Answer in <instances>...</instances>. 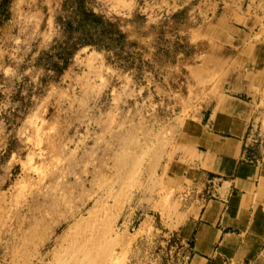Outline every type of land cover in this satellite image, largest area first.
I'll use <instances>...</instances> for the list:
<instances>
[{
  "label": "rangeland",
  "instance_id": "rangeland-1",
  "mask_svg": "<svg viewBox=\"0 0 264 264\" xmlns=\"http://www.w3.org/2000/svg\"><path fill=\"white\" fill-rule=\"evenodd\" d=\"M161 1L13 0V20L18 22L21 15L22 27L13 32L18 47L10 48L9 63L23 68L31 65L37 49L35 30L44 24V15L43 29L55 22V40L51 50L34 64L61 80H56L58 87L47 88L49 78L44 77L41 88L32 89L21 77L19 87L0 88V264L189 263L175 231L185 210L180 201L183 196L165 190L155 206L148 202L155 198L152 190L148 189L147 200L138 197L137 189L144 181L146 186L153 180L154 173L147 168L150 153L140 155L136 142L131 155L122 153L126 149L121 148L122 144L131 147V138L138 141L139 134L149 142L147 128L135 122L149 109L147 97L139 93L153 86L149 74L157 73L158 66L160 69L171 60L175 50L169 41L171 29L158 33L157 50H143L127 39L135 36L134 27L145 21V14L156 19V9L148 6ZM179 1L181 5L188 2ZM74 9L95 14L107 31L119 32L124 41L108 50L82 46L69 57L72 49L66 44L81 37L64 27ZM10 17L5 1L0 39L5 37ZM194 20L192 15L191 23ZM203 23L208 25L205 37L213 27H209L210 19ZM83 49L90 54H84V67L75 71L77 83L63 80L64 64L71 63ZM85 106H91L92 111ZM132 126L136 129L133 133L139 134L129 139L122 136L132 135ZM117 137H124L125 142H117ZM262 143L260 140L257 145ZM102 145L113 151L102 153ZM143 170L147 171L146 180L140 177ZM260 254L250 264L259 259L264 264Z\"/></svg>",
  "mask_w": 264,
  "mask_h": 264
},
{
  "label": "crops",
  "instance_id": "crops-1",
  "mask_svg": "<svg viewBox=\"0 0 264 264\" xmlns=\"http://www.w3.org/2000/svg\"><path fill=\"white\" fill-rule=\"evenodd\" d=\"M5 1L11 17L0 39L4 47L0 88L17 85L21 77L32 89L41 88L44 77L49 78L47 88L58 87L60 77L51 78L34 64L51 50L55 22L43 29L42 16L44 24L37 26L36 40L32 38L37 49L31 65L13 66L7 55L10 48L18 47L13 32L22 27L21 15L14 22L13 0H0V15L4 16ZM191 1L151 4L148 9H156V19L145 14V21L134 27L135 36L127 38L143 50H157L158 33L171 29L169 41L175 50L157 73L149 74L153 86L139 93L147 97L149 109L135 122L147 128L149 142L141 139L139 131L133 133L132 126L133 134L122 136L139 134L138 141L134 136L131 147L122 144L126 149L122 153L131 155L137 146L140 155L150 153L147 168L155 176L152 186L144 181L137 189L138 197L147 200L148 189L152 190L155 198L148 202L155 206L165 190L183 196L185 210L175 231L184 245L182 253L189 256L188 264H250L264 250V0ZM168 7L174 11L168 12ZM192 15L197 22L191 23ZM207 17L213 29L204 37ZM86 53L90 54L88 49L75 54L63 70V80L77 83L75 71L84 65ZM146 58L152 61L151 55ZM85 107L92 111L91 106ZM116 141L121 143L124 137ZM100 149L106 154L113 151L105 145ZM145 173L140 172L143 180Z\"/></svg>",
  "mask_w": 264,
  "mask_h": 264
},
{
  "label": "trees",
  "instance_id": "trees-1",
  "mask_svg": "<svg viewBox=\"0 0 264 264\" xmlns=\"http://www.w3.org/2000/svg\"><path fill=\"white\" fill-rule=\"evenodd\" d=\"M80 10L81 11L78 12L73 11L71 20L66 23V26L64 25L65 30L70 34L76 32L75 34L80 33L81 36H77V38L74 39V42H72L70 45L66 44L65 47L70 46L72 49L68 54L69 57L77 48L82 46H92L97 50H108L107 48L115 47L117 43L120 44L124 41L123 35L119 32H116L113 29L107 31V25L98 16L93 13H85L82 9ZM59 19L60 18H58L57 21H59ZM64 65L66 66V64Z\"/></svg>",
  "mask_w": 264,
  "mask_h": 264
},
{
  "label": "bare ground",
  "instance_id": "bare-ground-1",
  "mask_svg": "<svg viewBox=\"0 0 264 264\" xmlns=\"http://www.w3.org/2000/svg\"><path fill=\"white\" fill-rule=\"evenodd\" d=\"M195 21V20H194ZM197 22V21H196ZM211 27V26H210ZM230 108H232V107H230ZM233 109V108H232ZM263 149V148H262ZM190 168V167H189ZM251 179V178H250ZM240 189V188H239ZM260 191V190H259ZM125 223V222H124ZM262 228V227H261ZM256 234V233H255ZM258 235V234H257ZM253 249V248H252ZM264 251V250H263ZM252 252V251H251ZM250 252V253H251ZM253 253V252H252ZM260 253V252H259ZM262 253V252H261ZM261 255V254H260ZM254 256V255H253ZM262 257H261V262H263L262 260H264V254L263 255H261ZM255 264H260V259L258 260V261H256V263Z\"/></svg>",
  "mask_w": 264,
  "mask_h": 264
}]
</instances>
